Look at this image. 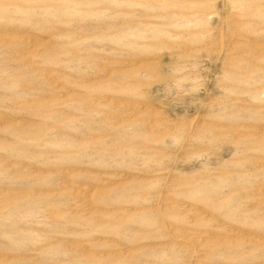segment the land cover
Here are the masks:
<instances>
[{"label":"rangeland","instance_id":"obj_1","mask_svg":"<svg viewBox=\"0 0 264 264\" xmlns=\"http://www.w3.org/2000/svg\"><path fill=\"white\" fill-rule=\"evenodd\" d=\"M0 264H264V0H0Z\"/></svg>","mask_w":264,"mask_h":264}]
</instances>
